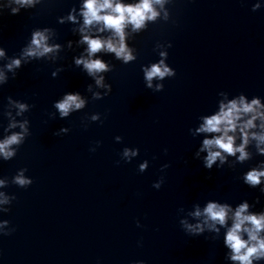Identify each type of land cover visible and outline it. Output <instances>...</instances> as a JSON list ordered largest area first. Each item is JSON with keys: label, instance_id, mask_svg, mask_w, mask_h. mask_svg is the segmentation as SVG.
Returning <instances> with one entry per match:
<instances>
[{"label": "water", "instance_id": "95a60500", "mask_svg": "<svg viewBox=\"0 0 264 264\" xmlns=\"http://www.w3.org/2000/svg\"><path fill=\"white\" fill-rule=\"evenodd\" d=\"M254 2L172 0L166 5L167 22L157 20L129 41L136 50L134 61L121 64L110 55L102 57L112 65L104 74L109 94L88 100L66 119H49L52 101L65 91L90 95L84 89L91 80L71 63L80 51L75 46L62 50L55 65L42 59L22 64L16 77L0 86V105L5 96L32 105L24 114L30 134L12 159L0 161V177L10 179L24 167L32 180L27 188L9 184L3 189L15 199L0 219L15 231L0 236V264H227L220 241L211 234L183 232L177 209L208 199L235 205L259 197L253 210L264 204V196L238 179L264 157L254 154L232 168L205 170L192 158L200 137L187 131L197 116L214 110L218 91L230 97L256 95L264 102V6L253 12ZM76 4L78 0H41L16 15L0 8V47L12 56L32 29L45 26L54 29L61 45L75 40L72 25L58 24L56 18ZM157 42H170L166 63L175 75L161 82V91L152 92L143 86L140 65L158 59L153 50ZM56 66L62 70L53 78ZM91 113H99L100 120L87 121ZM0 123H6L2 116ZM61 126L69 131L53 135ZM117 135L120 142L113 140ZM124 146L136 147L138 155L116 164ZM144 159L147 168L137 172ZM161 175L163 183L153 189Z\"/></svg>", "mask_w": 264, "mask_h": 264}, {"label": "clouds", "instance_id": "9594fccd", "mask_svg": "<svg viewBox=\"0 0 264 264\" xmlns=\"http://www.w3.org/2000/svg\"><path fill=\"white\" fill-rule=\"evenodd\" d=\"M172 0H78V4L68 8L67 13L56 18L58 24L72 25L70 31L76 37L68 39L63 45L56 42L55 31L50 27H37L30 31L24 45L18 53L8 56L5 49L0 47V86L15 78L22 64H28L41 59L47 63L56 64L62 50L75 48L79 53L71 57L72 66L91 80L85 85L84 91L90 95L86 98L78 91H65L52 101L53 112L48 113L49 119H66L71 113L82 110L88 100H99L107 96L111 86L105 81V73L112 65L103 56L110 55L121 64H128L136 59V50L129 41L149 24L157 20L167 22ZM41 4V0H6L0 8H8L9 15H16L22 9L29 10ZM264 6V0H255L250 10L256 11ZM170 42L154 44L153 50L158 59L147 65H140L143 86L152 92L163 88L161 83L165 78L175 75V69L166 63ZM62 70L56 66L50 72L55 78ZM214 110L201 114L196 118L194 127L188 128L193 138L200 140L192 153V158L199 160L201 167L217 170L223 166L232 168L234 165L250 161L253 155L264 157V102L259 96L251 97L237 93L229 96L226 91H218ZM0 105V116L6 123H0V161L12 159L24 143L29 133V120L24 115L32 107L31 104L11 96L4 97ZM87 121L100 120L99 113L86 116ZM86 128L87 124H83ZM67 127L61 126L53 135L65 134ZM115 142H120L119 135L114 136ZM100 141H95L88 149L94 152ZM167 151V149H163ZM119 164L122 160L127 163L138 155L136 147L124 146L119 152ZM155 157H153L154 159ZM149 161L144 159L136 165L137 172H144ZM167 163L160 166L163 172ZM26 168H18L9 179L0 177V215L9 211V206L15 199L14 194L6 193L9 184L17 188H27L32 180L25 175ZM238 179L250 189H256L264 196V159L257 160ZM163 176H159L152 184L153 189H159ZM260 203L257 197L252 204L246 199L235 205L227 202L208 199L193 203L190 209H177L178 224L189 236L211 234V239L219 240L224 249L223 259L227 264H264V204L259 210H253ZM182 214V215H181ZM141 227L139 221H135ZM15 231L6 219H0V236H7ZM140 241H137L139 246ZM130 264H144L143 260L130 261Z\"/></svg>", "mask_w": 264, "mask_h": 264}]
</instances>
